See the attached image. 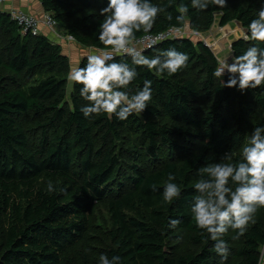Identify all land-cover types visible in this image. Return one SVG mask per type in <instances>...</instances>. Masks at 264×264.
<instances>
[{
    "label": "trees",
    "instance_id": "obj_1",
    "mask_svg": "<svg viewBox=\"0 0 264 264\" xmlns=\"http://www.w3.org/2000/svg\"><path fill=\"white\" fill-rule=\"evenodd\" d=\"M40 2L78 46L103 47L93 33L106 0ZM162 2L166 6L168 0ZM178 3L173 0L158 15L151 34L174 28ZM258 7L257 0H228L221 26L233 21L246 26ZM213 11L190 8L191 30L208 32L217 16ZM146 34L136 33L135 40ZM252 43L236 41L233 53ZM169 47L190 55L188 67L172 76L140 70L132 87L147 78L154 89L141 116L85 119L80 85L69 93L72 67L61 47L43 33L23 35L0 11V264H99L105 253L120 256L121 264H220L210 251L215 242L205 244L191 218L193 185L197 169L225 152L229 162L242 158L252 128L264 123V87L244 93L222 88L212 75L213 51L191 38L164 41L145 54ZM169 173L182 188L173 203L161 195ZM49 183L56 189L52 193ZM101 206L110 226L97 223ZM169 217L182 223L170 229ZM234 235L230 230L224 237L231 249L227 264L261 263L264 209L245 236L234 240Z\"/></svg>",
    "mask_w": 264,
    "mask_h": 264
},
{
    "label": "clouds",
    "instance_id": "obj_2",
    "mask_svg": "<svg viewBox=\"0 0 264 264\" xmlns=\"http://www.w3.org/2000/svg\"><path fill=\"white\" fill-rule=\"evenodd\" d=\"M172 2L168 0L165 6L162 0L161 3L106 0V6L99 9L103 19L93 35L103 47L86 54L84 65L71 68L67 75L72 82L70 93L80 85L79 96L86 103L79 111L85 119L104 114L109 121L113 118L127 121L131 116H141L153 99L154 89L153 80L147 78L143 79L142 86L132 87L140 77V70L155 76H172L188 67L190 55L187 52L169 47L160 54L146 55L134 44L136 33L151 31L158 15ZM257 3L255 16L246 26L233 21L239 30L237 39L255 43L239 55L230 50L224 58L217 59L212 75L220 80L222 88H235L244 93L264 87V0H257ZM176 7L178 14L173 27L177 31L189 30L192 28L188 17L190 8L199 12L212 8L215 17L223 15L228 0H179ZM172 18L169 15L168 19ZM126 57H130V62ZM230 160V152H225L218 162L197 169L199 178L193 185L195 195L190 203L195 227L201 230L205 244L215 242L210 251L220 258V264H227L231 255L225 235L231 230L235 233L234 240L245 236L258 211L264 209V123L252 128L242 149V158ZM176 180L175 174H168L161 193L165 203L181 199L182 188ZM47 190L52 193L56 189L49 183ZM153 190L157 189L153 187ZM181 223V219L169 217L167 227L175 230ZM261 261H264V252ZM99 264H121V257L109 258L106 253L101 254Z\"/></svg>",
    "mask_w": 264,
    "mask_h": 264
},
{
    "label": "built area",
    "instance_id": "obj_3",
    "mask_svg": "<svg viewBox=\"0 0 264 264\" xmlns=\"http://www.w3.org/2000/svg\"><path fill=\"white\" fill-rule=\"evenodd\" d=\"M3 2L4 0H0V10ZM8 14L11 17L12 21L16 22L21 28V32L23 35L31 34L34 36H39L41 33H43L41 28L42 26H45L49 29H55L57 27L56 22L50 14L44 15L43 22H41L37 17L30 15L29 13H26L22 10H12ZM184 31V29H180L179 31H177L175 28H172L169 31L158 35L151 34L149 31L144 37L135 40L134 44L138 49H142L146 53L147 51L154 49L164 41L184 38ZM67 39L71 42L75 41L73 37H67ZM260 264H264V261H261Z\"/></svg>",
    "mask_w": 264,
    "mask_h": 264
},
{
    "label": "rangeland",
    "instance_id": "obj_4",
    "mask_svg": "<svg viewBox=\"0 0 264 264\" xmlns=\"http://www.w3.org/2000/svg\"><path fill=\"white\" fill-rule=\"evenodd\" d=\"M222 17L217 15L212 28L206 33L193 32L191 29L184 31V38H191L194 42H204L216 56V58H224L232 50L233 43L242 39H237L239 30L236 25L231 22L226 26H221ZM196 33V34H195ZM216 44V45H215ZM233 53V52H232ZM229 62L230 59H229ZM71 84L69 85L70 90ZM70 93V91H69ZM97 223L100 226H110V215L104 206H101L96 212Z\"/></svg>",
    "mask_w": 264,
    "mask_h": 264
},
{
    "label": "crops",
    "instance_id": "obj_5",
    "mask_svg": "<svg viewBox=\"0 0 264 264\" xmlns=\"http://www.w3.org/2000/svg\"><path fill=\"white\" fill-rule=\"evenodd\" d=\"M12 10H22L37 17L41 22H43L44 15L46 14L40 0H4L0 11L9 13ZM41 28L45 36L61 47L63 55L69 58L72 68L77 65L80 66L85 60L86 54L93 52L92 50L78 46L74 42H70L59 28L49 29L45 26Z\"/></svg>",
    "mask_w": 264,
    "mask_h": 264
},
{
    "label": "water",
    "instance_id": "obj_6",
    "mask_svg": "<svg viewBox=\"0 0 264 264\" xmlns=\"http://www.w3.org/2000/svg\"><path fill=\"white\" fill-rule=\"evenodd\" d=\"M234 43H235V42H234ZM234 43H233V44H234Z\"/></svg>",
    "mask_w": 264,
    "mask_h": 264
},
{
    "label": "bare ground",
    "instance_id": "obj_7",
    "mask_svg": "<svg viewBox=\"0 0 264 264\" xmlns=\"http://www.w3.org/2000/svg\"><path fill=\"white\" fill-rule=\"evenodd\" d=\"M233 52V51H232Z\"/></svg>",
    "mask_w": 264,
    "mask_h": 264
}]
</instances>
